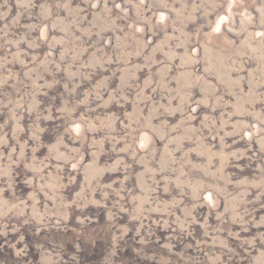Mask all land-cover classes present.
<instances>
[{
    "label": "rangeland",
    "instance_id": "374dc122",
    "mask_svg": "<svg viewBox=\"0 0 264 264\" xmlns=\"http://www.w3.org/2000/svg\"><path fill=\"white\" fill-rule=\"evenodd\" d=\"M0 264H264V0H0Z\"/></svg>",
    "mask_w": 264,
    "mask_h": 264
}]
</instances>
